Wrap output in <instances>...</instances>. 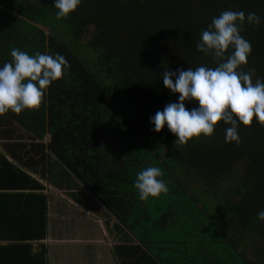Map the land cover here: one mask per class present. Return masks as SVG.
<instances>
[{
    "label": "trees",
    "instance_id": "obj_1",
    "mask_svg": "<svg viewBox=\"0 0 264 264\" xmlns=\"http://www.w3.org/2000/svg\"><path fill=\"white\" fill-rule=\"evenodd\" d=\"M226 10L264 18V0H82L62 20L54 0H0V67L11 62L13 48L60 54L71 65L48 87L38 111L0 117V138L13 140L4 146L11 162L0 153V190L26 183L39 189L14 164L28 154L43 161L46 148L159 264H264V220L258 219L264 210V126L255 118L250 127L239 126L237 146L225 142L230 125L221 121L212 137L181 146L167 126L156 133L150 123L179 99L163 85L165 69L216 66L196 44ZM241 35L252 47L243 70L254 69L253 81L264 80V19L258 26L245 23ZM11 123L20 129L11 132ZM147 167L162 170L166 195L140 199L134 183ZM41 196L35 195L39 210ZM10 201L0 193L2 207ZM0 211L9 219L5 207ZM1 223V234L14 228ZM24 233L9 237L20 240ZM251 240L260 241L252 246ZM28 250L0 246V264H25L17 252L26 256Z\"/></svg>",
    "mask_w": 264,
    "mask_h": 264
},
{
    "label": "clouds",
    "instance_id": "obj_2",
    "mask_svg": "<svg viewBox=\"0 0 264 264\" xmlns=\"http://www.w3.org/2000/svg\"><path fill=\"white\" fill-rule=\"evenodd\" d=\"M82 0H54L56 19H67L81 5ZM262 17L256 13L226 10L213 17L196 44L199 52L210 55L215 67L199 66L165 69L163 85L178 102L168 103L163 111L150 118L156 133L167 126L176 136L174 144L187 145L201 137L210 138L219 122L226 128L225 142L241 144L238 127L248 128L256 122L264 126V80L253 81L254 69L244 71L251 54V43L241 32L245 23L259 25ZM11 62L0 67V117L11 111L19 115L24 110L36 112L41 108L48 87L61 80L71 65L60 54L55 56L36 52L29 55L19 48L11 50ZM186 102L198 107L191 110ZM159 167H147L137 173L134 183L141 200L157 198L169 191ZM91 214V213H89ZM264 220V210L258 213Z\"/></svg>",
    "mask_w": 264,
    "mask_h": 264
},
{
    "label": "crops",
    "instance_id": "obj_3",
    "mask_svg": "<svg viewBox=\"0 0 264 264\" xmlns=\"http://www.w3.org/2000/svg\"><path fill=\"white\" fill-rule=\"evenodd\" d=\"M9 125L11 132L20 129L15 123ZM1 130L5 127L1 126ZM11 138H0V153L8 162L11 157L4 152V146L13 142ZM23 142L29 143V140ZM40 142L46 145L47 135ZM44 153L47 158L43 161L36 154H28L21 159L22 164H14L37 183L39 189H32L30 183H26L25 186L0 190L11 199L9 203L5 202V206L0 205V208H6L10 219L2 216L0 211V226L3 221V227L8 226V222L14 227L0 233L4 237L0 246L28 245L26 256L18 252L17 255L25 257L27 262L29 257L30 262L39 259L41 264H159L154 255L134 239L130 230L124 228L97 198L56 162L46 148ZM37 194L42 195L43 200L40 210L36 207ZM22 222L29 228L22 226L21 229ZM16 231L25 232L22 239L9 237Z\"/></svg>",
    "mask_w": 264,
    "mask_h": 264
},
{
    "label": "rangeland",
    "instance_id": "obj_4",
    "mask_svg": "<svg viewBox=\"0 0 264 264\" xmlns=\"http://www.w3.org/2000/svg\"><path fill=\"white\" fill-rule=\"evenodd\" d=\"M111 150H112V148H111ZM259 241H260V240H258V241H256V240H251L249 244L252 245V246H254V244H256V243L258 244Z\"/></svg>",
    "mask_w": 264,
    "mask_h": 264
}]
</instances>
